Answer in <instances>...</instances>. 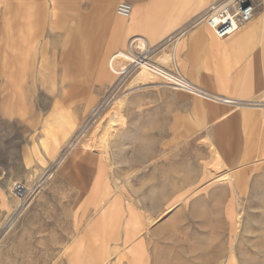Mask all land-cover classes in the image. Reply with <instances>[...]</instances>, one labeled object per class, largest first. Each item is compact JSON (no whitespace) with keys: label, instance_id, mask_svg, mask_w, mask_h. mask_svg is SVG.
<instances>
[{"label":"rangeland","instance_id":"obj_1","mask_svg":"<svg viewBox=\"0 0 264 264\" xmlns=\"http://www.w3.org/2000/svg\"><path fill=\"white\" fill-rule=\"evenodd\" d=\"M93 1L0 0V264H70V252L91 247L101 252L98 260L114 252L111 264H264V160L258 167L250 163L254 156L264 158V95L222 110L239 114L225 126L231 130L222 131L228 117L212 100L160 77L136 84L140 66L126 61V72L104 75L109 56L141 32L126 26L117 31L110 17L112 24L97 34H87L84 26L75 44L79 16H89ZM31 14V28L26 20L21 35L17 22ZM160 38L136 52L176 74V37ZM75 45L71 71L81 60L91 65L84 66L81 100L66 105L63 93L72 79L66 50ZM121 98L128 122L117 127L107 160L98 139L116 118L113 107ZM62 112L76 117L71 144L67 136L55 141L54 121ZM210 140L240 149L239 169L226 156L228 163L211 177ZM86 167L96 172L83 192ZM234 167L235 176L226 177ZM18 181L30 192L12 221L20 204L13 191ZM104 184L111 192L107 202L97 194ZM183 192L188 198L176 202ZM109 209L107 222L102 217ZM148 216L157 219L150 227ZM126 241L133 242L121 250Z\"/></svg>","mask_w":264,"mask_h":264},{"label":"crops","instance_id":"obj_2","mask_svg":"<svg viewBox=\"0 0 264 264\" xmlns=\"http://www.w3.org/2000/svg\"><path fill=\"white\" fill-rule=\"evenodd\" d=\"M123 1L130 2L133 5V11L136 10L140 13L144 21H154L164 29L157 34L144 29V36L148 34L157 35L156 43L161 39L160 37L166 38L175 35V69L187 81L195 84L197 88L201 87V89L210 93L211 96H226L240 100H247L264 95V0H256L258 4L256 12L249 23L233 35L224 38L219 37L206 24L194 25L195 19L214 0ZM29 17H32L31 19L33 20L34 14L29 15ZM79 17L84 18V16ZM76 33L82 36L83 30L80 29L79 31V28H77ZM4 66L7 67L6 71L11 67L9 62ZM75 69V72L74 70L71 71L74 75L69 76L72 79L70 82L71 85L68 88L73 89V94H76V96L74 95L72 97L81 99L82 97H79L77 93L84 88V66L77 63ZM99 75L100 70L98 72V79ZM77 87L78 89H76ZM63 94H66L65 91ZM195 102H202V100L195 99ZM214 102L218 103L220 111L229 110V106L241 107L240 105L232 103ZM223 111L222 113H224ZM223 115L228 118L224 121L225 124L223 123L224 127L222 131L231 130L225 129V126L229 123L232 124L235 119L230 118L239 116V114L233 115L226 112ZM173 123L175 125L180 123L178 115L174 116ZM214 144L221 150L223 147L224 153L223 151L222 153L227 157L232 156L239 169L241 166L240 149H236L226 143H222V146L221 143ZM255 158L258 157L254 156L253 160L250 159V163H255L256 167H258V164L261 163V158ZM233 160L232 162H234ZM247 162L249 161L247 160Z\"/></svg>","mask_w":264,"mask_h":264},{"label":"bare ground","instance_id":"obj_3","mask_svg":"<svg viewBox=\"0 0 264 264\" xmlns=\"http://www.w3.org/2000/svg\"><path fill=\"white\" fill-rule=\"evenodd\" d=\"M115 1L116 0H94L93 3L95 5H94V8H93V11L87 12V14L89 16H86V17L84 16V18H81V21H83L81 29L85 26L86 33L89 34V35H91L93 33V31L96 34L99 33L100 31L102 32V29H103L104 26L106 27L107 24L108 25L112 24L110 22V17H113L112 26H116V30L117 31L123 30L124 26H126V29L129 28V29L141 32L140 34L134 35L132 37L134 39L131 38L132 40H130L129 46H126V44L122 45V46L118 47V49L109 56L106 68H105V70H103V74L104 75H106V76H109V75L110 76H112V75L117 76V75H119L121 73L126 72L127 71L126 69H128V67L126 65L122 64V62L126 61V62L130 63L131 65L140 66V72L137 74V77L135 76L136 77V79H135V83L136 84L144 83V81H151L152 79L154 80L155 78H159L160 77L161 79L163 78V79L166 80L165 82L167 83V85L168 84H173V85H175L176 89H181V90H184V91H188V92L196 94V95H198L200 97L207 98V99L209 98V99H211L213 101H218V102H222V103H232V104H237V105H240V103H243V101H245V100H240V99H234L233 97L211 96L210 93L206 92L204 89H201V87L197 88L195 86V84H193L191 81L190 82L188 81L187 84H185L186 88H181V87L177 86L176 84H178V82L179 83L182 82L181 81L182 78L180 76H178V75H176L174 73H171V71H168L166 68H164V67H162V66H160L158 64H155L154 62H152L151 59L149 58V55H147V53L146 54L144 53V54L140 55V54H138V52H136L137 49H141L143 51H146V50L148 51L152 47V43L155 42L157 40V38H158L157 35H152V34H148L147 36H144V34H143L144 33V29L145 30L147 29V31H150V32H155L156 34L160 33L164 29H162L161 26L158 23L154 22V21H152V22L151 21H149V22L144 21V18L136 10L132 11V13H131V15L129 17H125V16L120 15L118 12H116V10H114V2ZM92 12H95V14L94 15L90 14ZM118 15L123 17V18H125V19H123L121 17H118ZM28 17H29V15H28ZM31 18L32 17H29V19H27V17H22V20H20V22H17V25L19 26V30L23 26L25 27V21L26 20H28V24H26V25H28V28H31V25H32V22H33V20ZM126 19H128V21ZM23 30H24V28H22V30L20 32L21 35H24V31ZM77 33H79V32H77ZM77 33L76 34L74 33V36L71 37L72 42H76L75 44H78L77 41L79 40V37H80V35H78ZM132 34H134V33H132ZM128 36H130V35L128 34ZM73 38H75L74 40H77V41H74ZM95 38H97L96 35H95ZM95 40H97V39H95ZM102 42H103V40H101V43ZM124 42H125V40H124ZM135 42H136V46H134ZM76 48H77V45H75L74 49H72V50H70V49L66 50V54H67V58H68L67 59V61H68L67 65L69 66L68 70H70V72H67L68 76H73L74 75L73 72H71V70L73 69L72 65H73V63H74V61L76 59V56L78 55L76 50H75ZM89 49H90V47H89V45H87V48L85 49V53L86 54L88 53L87 56H86L87 60H90V55H91V52H92ZM82 51L83 50H81V52ZM85 62L86 61H82L81 60V63H84V64H82V65L80 64V65L81 66H89V65H91V63L90 64H85ZM84 68H86V67H84ZM101 78H102V76H101ZM156 83H157V81H156ZM169 87H170V85H169ZM76 89H78V87ZM79 89H80V87H79ZM65 93H66L65 96H64L65 101L63 100L64 101L63 103H65L66 105H67V103L68 104L72 103V101L74 100V97H72L74 95L73 94V89H69L68 88V89L65 90ZM90 97H91V99L95 98V97H93V95L92 96L90 95ZM91 99L89 100L90 103L93 101ZM249 101L250 100H248V102ZM125 102L126 101H125L124 98H121L120 100H117L115 102L113 108H114V111H115V114H116V118L115 119L112 118L113 119L112 123L109 122V124H107L106 133L104 135H101L99 137V139H98L99 141H98V144H97V148H98L99 152H101L107 160H109L110 155H111V151H112V149H111V141L114 138L115 131H116L117 127L125 128V126L127 125V122H128L127 121V117L122 112V107L125 105ZM100 104H98L96 107L93 108V110H92L93 111L92 112L93 115L95 113H97L98 110L100 109ZM102 104H103V102H102ZM251 104H253V103H251ZM247 106H249V105H247ZM57 120L58 121H54V124L56 125V129L53 130V133H55V141L58 142L60 139L65 138L67 136L68 140L70 138V140H69L70 142L69 143L71 144V142H72L71 141L72 133H70V132H73V130L75 128L74 122L76 120V117L74 116V114L72 115L70 113L62 112L61 115L59 116V119H57ZM85 124L86 123L83 124L84 128H85ZM78 137H79V135H78ZM78 137L75 136L76 139ZM73 145H75L74 142L72 143V146ZM87 145H89V144H87ZM210 145H211V147H213V150H211V151L214 152L215 162H214V166L212 168L210 167L209 174H210L211 177L215 178V177H217L216 174L219 173L218 172L219 167L225 162V160L228 163L230 157L226 158V156L223 154L224 153L223 147H222V150H221L211 140H210ZM221 146H222V143H221ZM222 151H223V153H222ZM239 152H240V150H239ZM236 154H237V152H236ZM238 158H239V154H238ZM260 160L262 161V160H264V158H261ZM235 164H236L235 161L232 162V166L231 167L236 166ZM222 171H223V169H222ZM228 171H229V173H227L226 177L233 178L235 176L236 172L238 171V169L234 167V168L228 169ZM233 171H235V172H233ZM95 172H96V170L94 168L86 167V172L84 173L85 177H86V183H85V186H83V192L86 191L87 188L89 187V184L91 183V179H93L95 177ZM98 178H100V176H98ZM214 181H216V180H214ZM97 184H99L98 180H97ZM110 185H112V184H110ZM186 188H187V186H186ZM188 193L189 192L180 193L179 194L180 196L178 197V200L176 202L185 201L188 198V195H189ZM97 194H98L99 197H101L103 202L104 201L107 202L109 200V198L111 197L110 196L111 192H110L109 186L104 184L103 188L101 190L99 189ZM123 197H125V196H123ZM130 199H132V198H130ZM18 201H20V200H18ZM23 208L20 210V212L23 210ZM99 210L98 211L96 210L97 213L99 212ZM110 210L111 209L105 211V213L103 214V217H102L103 220H106L107 222L111 218V216H109L110 215ZM20 212H18L16 216H19L18 214H20ZM89 212H91V211H89ZM92 215H93V213H92ZM14 217L12 218V221H13ZM93 217H94V215H93ZM147 219H148V223H147L148 227H150L151 225L155 224L156 221H157V219L153 218L152 216H148ZM121 226H122V224H121ZM144 227H145V224H144ZM132 242L126 241V244L121 248V250L127 249L128 245H130ZM132 247H133V245H132ZM129 248L130 247H128V249ZM109 253L110 254H108V255L106 254V256L102 260H98V258L101 256V252L98 251V249H96V247H91L87 252L75 251L74 254H73V252H70L69 255L67 256V259H68L67 261H69L70 264H111L112 255L114 254V252L113 253L109 252Z\"/></svg>","mask_w":264,"mask_h":264},{"label":"built area","instance_id":"obj_4","mask_svg":"<svg viewBox=\"0 0 264 264\" xmlns=\"http://www.w3.org/2000/svg\"><path fill=\"white\" fill-rule=\"evenodd\" d=\"M257 5L258 4L254 0H217L194 21V25L205 23L219 37H228L236 33L241 27L252 20ZM116 10L120 15L129 17L133 11V5L127 1H120ZM176 75L182 78V82H178L176 85L181 88H186L185 84L188 82L187 79L178 71H176ZM13 191L20 199V204L13 215L14 217L27 205V199L29 197L28 192H30V189H28L24 183L18 181L14 184Z\"/></svg>","mask_w":264,"mask_h":264}]
</instances>
